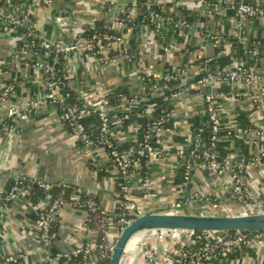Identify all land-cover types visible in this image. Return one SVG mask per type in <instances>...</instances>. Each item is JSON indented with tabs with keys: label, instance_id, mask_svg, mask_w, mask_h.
<instances>
[{
	"label": "built area",
	"instance_id": "1",
	"mask_svg": "<svg viewBox=\"0 0 264 264\" xmlns=\"http://www.w3.org/2000/svg\"><path fill=\"white\" fill-rule=\"evenodd\" d=\"M43 1L47 10L56 9L55 0ZM104 4L106 9L111 11L116 0H105ZM148 5L147 0H127L117 8L110 22L102 26L92 24L90 28L93 32L89 34L87 29H81L75 32L76 35L71 42L65 43L41 38L28 30L31 28V22L26 0H0V23L14 31L26 29L19 36V42L4 66L5 73L13 74L19 67H31L44 74L43 97L29 103L14 102L17 81L0 89V108L5 110L4 114H0V144L4 142L8 146L7 151L13 152V141L21 138L14 120L17 118L28 120L36 111L52 107L57 111L64 128L72 133L84 148L102 149L108 153L110 168L108 171H117L120 176L118 186L121 198L116 207L107 210L95 200L89 190L74 186L69 181L50 182L42 177L13 172L11 166H2L0 170L6 172L12 183L9 189L0 191V223L5 224L8 208L18 201H23L26 208L39 209L41 214L36 235L37 249L0 256V264H18L23 259L38 254L43 255V264L68 263L76 258L82 259L76 264L109 262L124 229L146 212L245 215L263 211L264 202L259 193L264 197V128L251 126L240 131L233 128L226 130L218 106V96L223 94L217 93L216 88L224 85L239 86L247 90L258 88L257 93L252 94L251 103L252 107L264 112V49L249 41L244 31L246 20L264 22V3H247L244 0L234 3L230 9L235 13L237 23L228 38L217 29L204 34L210 43L232 40L235 45L244 48L245 55L252 61L238 63L227 70H211L212 60L206 58L196 70L193 66L173 68L163 76L162 83L165 86L179 84L175 90L163 89L158 93L159 91L156 92L155 89L157 83L149 80L142 85L144 87L142 91L118 94L116 104L108 97L93 96L77 98L76 102L69 101L73 76L65 62L72 56L71 52L86 54L101 65L111 64L116 54L131 61L132 54L123 48L122 28L140 27L146 33L156 34L160 38H165L169 30L192 29L187 18L166 15L154 9L144 11L143 6ZM201 6L208 10H219L216 3L203 1ZM56 18L59 25L65 24L69 19L65 11L58 12ZM37 38L40 41L38 44L35 42ZM37 47L44 52V57L39 56ZM184 80L192 83L186 85L184 84L186 82H182ZM150 82L152 83L150 87L152 86L154 91L147 94L145 87H148ZM192 91L198 92L197 97L204 105L206 124L197 127L187 151L175 152V156L182 162V192L179 199L172 203L160 205L152 202L153 206L144 207L133 198V190L139 189L146 200L157 202L153 168L156 161L168 155L163 152V148H159L158 137L170 121L171 104L183 94ZM137 113L148 122L145 127L140 126V130L143 127V133L141 135L139 133L130 144V148L122 151L118 148L114 125L116 121H119V124L130 122ZM93 114L98 116L100 122L96 134L90 132L86 125L87 118ZM223 136L232 140L244 138L253 146L254 155L250 158H238L229 154L222 158L219 151ZM195 171L207 172L214 178L227 180L228 186L225 189L227 199L232 204L243 206L244 209H240L239 213L223 206V209L221 207V210H217L221 203L215 196L200 192L190 193L189 185ZM256 171H263L262 178L257 186H252L245 179V174L248 172L253 174ZM34 186L44 193L37 201L34 200L36 196ZM245 206L250 209L245 210ZM67 207L85 209L91 214L98 212L101 214L98 221L100 230L95 231L86 222L83 242L71 254L52 251L58 238L57 229L61 214ZM135 241L138 244V251L137 260L133 264H189L191 260L209 262L219 251L227 252L254 245L264 246V232L237 231L233 234L189 231L144 232L137 235Z\"/></svg>",
	"mask_w": 264,
	"mask_h": 264
},
{
	"label": "crops",
	"instance_id": "2",
	"mask_svg": "<svg viewBox=\"0 0 264 264\" xmlns=\"http://www.w3.org/2000/svg\"><path fill=\"white\" fill-rule=\"evenodd\" d=\"M127 0H116L114 9L108 11L105 0H55L56 8L70 7L73 17L65 24H60L59 32L54 23L52 11L44 9L43 0H26L30 15L41 38L51 41L71 42L75 32L87 29L88 24L102 26L111 21L117 8ZM216 3L218 11L208 10L201 2ZM239 0H147L166 15L182 16L189 20L191 30H169L165 38L148 34L140 27H124L123 48L128 49L133 58L131 61L116 54L111 64L101 65L95 59L80 54L77 64L69 56L66 66L72 74V94L77 98L108 97L119 93L134 94L143 90L145 77L153 78L156 92L175 90L179 84L164 85L163 76L173 68H199L203 60L211 59V70H227L238 63L252 61L244 53L242 46L233 41L210 43L204 37L206 32L217 29L224 37L235 30L237 18L230 9ZM247 3H264V0H244ZM58 14V13H57ZM56 14V15H57ZM77 20H75V19ZM244 31L249 41L264 49V22H244ZM19 42L18 32L0 23V89L17 81V92L14 102L29 103L44 95L43 75L31 67H19L13 74L5 73L4 66L9 61L13 49ZM196 63H199L196 65ZM184 84L192 82L184 80ZM180 82V83H182ZM258 88L245 89L239 86L224 85L216 88L218 106L226 130L233 128L240 131L248 127L264 128V112L252 107V94ZM253 91V92H252ZM196 91L183 94L170 106V121L158 137V146L168 154L154 165V183L157 202L144 198L143 192L134 188L133 198L144 207L155 203H172L179 199L182 192V162L175 156L177 150L187 151L192 142L195 130L206 124L205 108L198 99ZM220 95V94H219ZM0 108V114H4ZM142 118L135 114L131 121L119 124L116 121V140L118 146L131 144L140 133ZM14 124L20 131V140L13 141V152L7 151V145L0 144V168L12 167L13 172L24 173L31 177H42L50 182L66 180L74 186L83 187L97 195L107 210L113 209L120 202L119 173L108 171L109 156L105 150H88L80 144L72 133L67 131L58 118L57 111L45 107L36 111L28 120L17 118ZM14 155H13V154ZM220 155L233 154L238 158H250L254 155L253 146L244 138L232 140L223 136L220 144ZM12 154V155H11ZM110 169V168H109ZM263 171L245 174V179L252 186H257ZM264 175V174H263ZM12 183L4 170H0V191H5ZM228 183L224 178H214L207 172H194L189 191L215 196L221 207L240 211L243 206L232 204L226 197ZM264 202V197L261 196ZM154 204H153V203ZM222 207V209H223ZM250 209L245 206V210ZM41 212L39 209L26 208L23 201L13 203L8 208L5 224L0 223V256H8L18 251L38 247L36 235ZM86 216L82 211L67 207L61 214L58 226V238L52 251L71 254L86 235ZM130 251V252H128ZM133 251V252H131ZM135 248L127 250L123 264H133L137 258H131ZM43 255L27 257L18 264H43ZM70 262H61L69 264ZM189 264H264V246L241 247L227 252L219 251L209 262L189 261Z\"/></svg>",
	"mask_w": 264,
	"mask_h": 264
},
{
	"label": "water",
	"instance_id": "3",
	"mask_svg": "<svg viewBox=\"0 0 264 264\" xmlns=\"http://www.w3.org/2000/svg\"><path fill=\"white\" fill-rule=\"evenodd\" d=\"M69 1L72 2L73 0ZM62 11L73 17V11L70 7L52 10L51 14L59 32H61V29L59 28V20L56 18V14ZM91 26L92 24H88V27ZM71 55L78 64V52L73 51ZM159 231H189L198 233L264 232V208L261 213L245 215H207L163 211L146 212L135 218L124 229L112 251L109 264H123V258L127 252L128 245L137 235L144 232Z\"/></svg>",
	"mask_w": 264,
	"mask_h": 264
},
{
	"label": "trees",
	"instance_id": "4",
	"mask_svg": "<svg viewBox=\"0 0 264 264\" xmlns=\"http://www.w3.org/2000/svg\"><path fill=\"white\" fill-rule=\"evenodd\" d=\"M42 4H44V1H43ZM43 6H44V9H46L45 5H43ZM153 9L154 10H158V11L164 13L163 10L159 9L155 5H148L147 7H144L143 6V10L144 11L145 10H153ZM29 19H30V22H31V26H30L31 28H28V30H30L33 33H35L36 35H38V31L35 28L34 21H33V17L31 15L29 16ZM147 24L149 25V22ZM25 31H26L25 28L24 29L23 28H20V29L16 30V32H18L19 36H21ZM87 31H88V34L93 32L90 27L87 28ZM231 41L232 40H230V42ZM35 42H36V44H38L40 41L37 38V39H35ZM36 50L38 51L39 56H41V57H44L45 56L44 52L42 50H40L38 47L36 48ZM62 61H63V63L65 62L64 59ZM197 64H199V63H196V65ZM144 80L146 82H148L149 80H152L151 82L154 81L153 78H149V77H145ZM151 82L148 83V87H145V92L147 94H150L151 92L154 91L153 88H152V86L150 87V85L152 84ZM72 92L73 91L69 92V94H70L69 101L76 102L77 101V100H75L76 97L75 96L73 97ZM119 94H124V93H119ZM116 96L117 95L108 96V98L111 99V102L113 104H116V100H115L116 99ZM141 121H142V126L145 127V124L148 122V120L146 118H142ZM99 124H100V122H99L98 116L96 114H93L91 117L87 118V120H86V125H87L88 130L90 132H93L94 134L97 133V129L99 127ZM143 127L140 130L141 131L140 132V135L143 133V131H142ZM135 146H136V150H138V145L136 144ZM118 148L120 150H122V151H125V150H128L130 148V144H123L121 146H118ZM10 186H11V184H10ZM10 186H9V188H10ZM33 190L36 193V196L34 198L35 201H37L40 197L44 196V193L39 188H37L36 186L33 187ZM93 196L95 197V200L101 204V201L99 200V198L97 197V195H94L93 194ZM76 210H79V209H76ZM79 211H82L84 213V215L87 217L86 222L90 224L89 226L92 229H95V231L100 230L99 225H98V221L101 218V214L99 212L98 213H95V214H91V213H88V211L85 210V209L79 210ZM57 232H58V229H57ZM233 233H235V232H228V234H233ZM81 260H82L81 258L71 259V261H70L69 264H76V262H81ZM97 264H109V262L108 261H100Z\"/></svg>",
	"mask_w": 264,
	"mask_h": 264
},
{
	"label": "bare ground",
	"instance_id": "5",
	"mask_svg": "<svg viewBox=\"0 0 264 264\" xmlns=\"http://www.w3.org/2000/svg\"><path fill=\"white\" fill-rule=\"evenodd\" d=\"M136 240V237H134L133 238V240L130 242V244L128 245V248H127V250H132V249H134L135 248V253H133L134 255L133 256H131V258L133 257V258H137V251H138V248H137V245L138 244H136L135 241ZM128 252H130V251H128ZM131 252H133V251H131Z\"/></svg>",
	"mask_w": 264,
	"mask_h": 264
},
{
	"label": "rangeland",
	"instance_id": "6",
	"mask_svg": "<svg viewBox=\"0 0 264 264\" xmlns=\"http://www.w3.org/2000/svg\"><path fill=\"white\" fill-rule=\"evenodd\" d=\"M140 258V257H139Z\"/></svg>",
	"mask_w": 264,
	"mask_h": 264
}]
</instances>
